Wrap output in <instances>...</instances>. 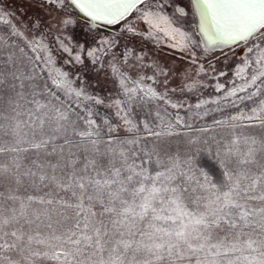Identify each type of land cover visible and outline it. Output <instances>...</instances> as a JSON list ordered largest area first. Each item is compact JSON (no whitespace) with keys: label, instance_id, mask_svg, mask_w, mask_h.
Wrapping results in <instances>:
<instances>
[{"label":"snow or ice","instance_id":"obj_1","mask_svg":"<svg viewBox=\"0 0 264 264\" xmlns=\"http://www.w3.org/2000/svg\"><path fill=\"white\" fill-rule=\"evenodd\" d=\"M39 6L0 7V264H264V0Z\"/></svg>","mask_w":264,"mask_h":264},{"label":"rangeland","instance_id":"obj_2","mask_svg":"<svg viewBox=\"0 0 264 264\" xmlns=\"http://www.w3.org/2000/svg\"><path fill=\"white\" fill-rule=\"evenodd\" d=\"M0 7H7L9 11H13L17 13V19L25 18L26 21H31L37 17L41 19H45L44 11L39 6V0H0ZM77 32L79 33V29H77ZM80 39H83V35L80 34ZM149 47H152L149 45ZM151 55L153 57H158L161 61L168 60L170 63L172 62V52L171 50L164 48L163 50L160 49H153ZM176 63L179 64V55L176 56ZM181 68H183V65H180ZM220 67H224L223 65H220ZM66 68L71 71H75V69L72 67V65H67ZM225 71H228V68H224ZM235 78V77H233ZM99 80L103 81L104 76L101 72L99 75ZM222 81H224V78H221ZM226 82V81H225ZM93 86H95V78L92 81ZM208 87L201 90V92L198 95H191L188 98V103H195L197 99H212L218 96V93L214 92V82L213 81H207ZM230 86V85H229ZM111 85H108V88H110ZM99 90V89H97ZM210 107H215V105H210ZM219 115L218 113L216 114ZM195 124L203 125L206 123H211V118L206 117L204 120H199L195 117L191 118V121ZM197 162L205 165V166H211L212 161L206 156V155H198L197 156Z\"/></svg>","mask_w":264,"mask_h":264}]
</instances>
